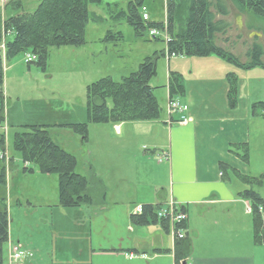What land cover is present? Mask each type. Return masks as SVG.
Returning <instances> with one entry per match:
<instances>
[{
    "label": "rangeland",
    "instance_id": "obj_1",
    "mask_svg": "<svg viewBox=\"0 0 264 264\" xmlns=\"http://www.w3.org/2000/svg\"><path fill=\"white\" fill-rule=\"evenodd\" d=\"M23 9L32 12L41 0H22ZM129 0H103L100 5L90 4L89 9L104 17L102 22L90 21L87 25V44L83 46L52 47L46 69L43 70L37 59L26 61L27 53L21 52L4 62V111L6 144L12 162L15 180L12 182V196L8 202L9 241L4 247L5 264H82L91 256L92 249L108 248L115 239L126 237V214L133 209L130 194L144 199L152 189V166L160 164L162 150L157 148L151 155L138 144L146 137H138L136 145L113 146L105 138L101 139L98 124H90L87 139L67 127L59 125L85 122L86 86L103 76L121 79L135 71L147 57L157 53V73L151 85L157 88V99L163 110L167 111L168 97L165 90L170 71L164 36L159 39H146L136 36L134 28L125 21H113L108 13L107 2ZM167 0H145L150 20L166 19ZM233 13L230 27L219 35L218 43H229L236 52L246 59L248 45L258 42L264 47V35L252 34L249 25L261 27L259 20L247 12L240 13L230 0H223ZM240 16L241 25L237 18ZM121 30L125 39L117 45L104 43L102 38L108 30ZM148 34V31H147ZM12 40L14 35L7 34ZM106 51L100 52L99 50ZM95 51L96 54L92 55ZM32 53V52H31ZM245 57V58H244ZM224 60V59H223ZM176 63L175 61H172ZM226 62V61H225ZM212 64V63H209ZM233 69L237 67L228 63ZM173 64L171 63V66ZM173 70V66L171 68ZM1 103V97H0ZM46 124L54 140L77 159V171L89 180H101L105 191H94L95 203L80 208L55 206L58 201V178L56 174L41 172L24 173V166L17 151L13 148V136L21 131L22 125ZM144 152L149 158L144 156ZM146 158H148V161ZM167 163V159H163ZM229 174L242 188L246 187L232 171ZM14 179V178H13ZM170 181V179H169ZM264 198V184L255 187ZM20 199L22 205L16 202ZM9 243L17 244L25 252L31 253L17 262H12Z\"/></svg>",
    "mask_w": 264,
    "mask_h": 264
},
{
    "label": "crops",
    "instance_id": "obj_2",
    "mask_svg": "<svg viewBox=\"0 0 264 264\" xmlns=\"http://www.w3.org/2000/svg\"><path fill=\"white\" fill-rule=\"evenodd\" d=\"M232 16L231 11L224 16L217 14L218 19L228 22ZM252 34L260 36L261 32L253 30ZM221 45L246 60L229 43ZM95 54L93 51L92 55ZM169 60L170 71L177 72L183 79V92L175 97L189 106L186 112L174 118L178 120L184 115L189 120L168 124L169 117L164 111L160 120L102 124L101 139L108 140L112 148L127 146L129 150L136 145L138 137H146L138 145L151 155L160 148L163 154H168L163 158L168 164L162 159L160 164L152 166V181L147 185L152 192L148 196L140 199L135 191L130 194L134 207L126 214V237L115 239L108 248L92 249L91 256L83 259L82 264H178L180 261L186 264H264V244L253 241L252 214L247 209L251 203L239 195L246 187L232 180L229 170L221 168L227 164L244 174H264V110L254 108L255 104L264 102V67L232 69L228 61L214 54L178 56ZM170 71L164 87L167 97ZM228 73L238 78L234 107L229 103ZM157 88L154 87L155 95ZM98 127L101 130L100 124ZM245 143L250 149L248 162L232 151ZM145 152L144 156L149 158ZM12 161L5 170V183L0 181V205L3 201L8 205L13 194L12 182L20 171H13L16 165ZM4 165L0 160V178ZM100 185L101 180L95 177L90 181L89 192L94 201V191H101L100 199L105 196ZM171 201L188 215L184 239L176 240L160 222L138 225L131 221V215L139 213L138 206H166ZM16 202L22 205L20 199Z\"/></svg>",
    "mask_w": 264,
    "mask_h": 264
},
{
    "label": "trees",
    "instance_id": "obj_3",
    "mask_svg": "<svg viewBox=\"0 0 264 264\" xmlns=\"http://www.w3.org/2000/svg\"><path fill=\"white\" fill-rule=\"evenodd\" d=\"M240 13L247 12L259 20L261 27L249 25L251 30H258L264 35V0H230ZM103 0H41L36 9L26 12L22 0H9L4 8L0 6V44L5 42V53L0 49V151L7 149L4 131V62L21 52H32L38 56L37 64L46 69L49 52L52 47L83 46L87 43L86 31L90 21L99 23L102 15L91 12L90 4L100 5ZM108 13L113 21H125L131 25L137 37L159 40L160 36H151L149 29H163V21L144 19L142 7L145 0H129L125 5L119 2H107ZM228 9L223 0H167L166 19L169 41V53L178 56H207L214 54L237 67H264V47L258 42L248 45L246 60H242L232 51L218 43L219 35L226 33L230 22L218 19L217 14L226 15ZM148 31V34H147ZM12 32L14 38L7 39ZM125 39L121 30L110 29L101 38L104 43L117 44ZM164 40V39H163ZM164 55V52H163ZM157 53L147 56L135 71L117 80L103 76L86 86L85 122L59 125L83 135L87 139L89 125L127 121L160 120L164 110L154 93L151 79L157 73ZM237 76L227 74L229 82V103L237 104ZM169 93L172 97L183 92V79L177 72L170 71L168 80ZM255 109L264 110V102L254 105ZM256 110V111H257ZM23 130L13 136V148L19 154L24 172L38 170L41 173L56 174L58 178V202L60 207H80L94 203L89 192L90 181L77 171V159L57 143L46 124L22 125ZM236 149V150H235ZM245 162L250 160L248 144L232 148ZM3 161V160H2ZM222 170H231L247 186L239 195L250 201L253 224V241L264 244V219L259 206L264 208V198L255 187L264 184V174L253 176L232 169L227 164ZM3 166L0 181L5 183ZM105 195V194H103ZM160 205L143 204L142 211L131 215V221L138 225L160 222L169 230L167 218H159ZM9 240L8 205H0V264H5L4 247ZM177 258L180 256L176 255Z\"/></svg>",
    "mask_w": 264,
    "mask_h": 264
},
{
    "label": "built area",
    "instance_id": "obj_4",
    "mask_svg": "<svg viewBox=\"0 0 264 264\" xmlns=\"http://www.w3.org/2000/svg\"><path fill=\"white\" fill-rule=\"evenodd\" d=\"M7 0H0V4H4ZM143 17L145 19H148V14L146 13V9L143 7ZM151 35H160L163 34L165 36L166 41H169V36L167 34V28L163 29V31L152 28L150 30ZM1 47L4 49V44L1 45ZM167 56L175 57L177 56L176 53L172 52L169 53L167 51ZM37 58L36 54H27L26 61L31 62ZM188 110V105L184 102H182L178 98H169L168 100V114H169V122L172 120V116L177 113H182L184 111ZM188 121V118L185 116H182L180 118V122L185 123ZM164 156H168V154H164ZM0 158L4 159L5 161L9 160L8 154L6 152L0 151ZM161 159V158H160ZM138 210L141 211V207H138ZM248 211H251V208L248 207ZM259 211L262 213L264 218V208L262 206H259ZM158 217L160 218H167L169 221V228L170 233L175 239H183L185 237V223L187 220V214L182 209H179L176 207L174 201H171L167 207L160 208L158 211ZM9 251H10V258L12 262H17L21 260L23 257L27 255V252H25L21 246L10 244L9 245ZM31 255V254H30Z\"/></svg>",
    "mask_w": 264,
    "mask_h": 264
},
{
    "label": "water",
    "instance_id": "obj_5",
    "mask_svg": "<svg viewBox=\"0 0 264 264\" xmlns=\"http://www.w3.org/2000/svg\"><path fill=\"white\" fill-rule=\"evenodd\" d=\"M238 24H240L241 25V21H240V16H238V18H237V21H236Z\"/></svg>",
    "mask_w": 264,
    "mask_h": 264
}]
</instances>
